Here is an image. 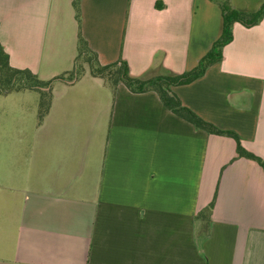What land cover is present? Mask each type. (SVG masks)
I'll return each mask as SVG.
<instances>
[{
  "label": "crops",
  "instance_id": "1",
  "mask_svg": "<svg viewBox=\"0 0 264 264\" xmlns=\"http://www.w3.org/2000/svg\"><path fill=\"white\" fill-rule=\"evenodd\" d=\"M74 0H0L15 69L50 81L0 94V264H264V173L233 139L194 128L156 93L114 89L87 66L72 82ZM229 1L255 12L264 0ZM101 66L129 75L193 69L222 32L210 0H80ZM222 60L172 88L182 105L264 160V17L232 27ZM87 69V70H86ZM211 202L207 235L196 215Z\"/></svg>",
  "mask_w": 264,
  "mask_h": 264
},
{
  "label": "trees",
  "instance_id": "2",
  "mask_svg": "<svg viewBox=\"0 0 264 264\" xmlns=\"http://www.w3.org/2000/svg\"><path fill=\"white\" fill-rule=\"evenodd\" d=\"M215 3L222 16V32L212 44L209 51L197 62L190 71L174 74L162 70L159 74H146L143 77L129 75L128 66L124 61L101 66L96 54L90 50L87 42L80 32V0L73 1L75 19L79 28L77 36V57L72 71L58 75L55 79L72 82L84 72L87 66L91 76L100 78L105 84L114 89L116 85L123 84L132 93L154 92L157 94L162 106L175 116L190 123L194 128L216 136L229 137L236 145V157L254 161L264 173V160L246 151L241 144L240 137L233 131L221 130L213 124L203 120L189 108L182 105L172 88L186 85L202 77L213 64L222 60V49L232 41V27L238 23L246 28L256 26L264 17V2L255 12H240L235 10L229 1L210 0ZM50 81H41L35 74L26 69H15L10 66L8 54L0 44V94H7L22 89H30L39 93L38 120L47 113L50 104V92L47 90ZM213 207L211 202L205 209L196 215L201 222L200 233L207 235L209 220Z\"/></svg>",
  "mask_w": 264,
  "mask_h": 264
},
{
  "label": "rangeland",
  "instance_id": "3",
  "mask_svg": "<svg viewBox=\"0 0 264 264\" xmlns=\"http://www.w3.org/2000/svg\"><path fill=\"white\" fill-rule=\"evenodd\" d=\"M87 70V69H86ZM79 76H81V75H79Z\"/></svg>",
  "mask_w": 264,
  "mask_h": 264
}]
</instances>
